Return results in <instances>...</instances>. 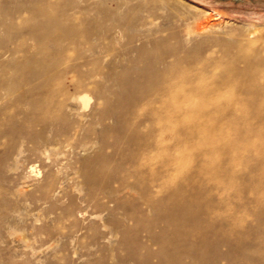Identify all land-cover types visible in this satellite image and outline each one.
Returning <instances> with one entry per match:
<instances>
[{"label": "rangeland", "instance_id": "rangeland-1", "mask_svg": "<svg viewBox=\"0 0 264 264\" xmlns=\"http://www.w3.org/2000/svg\"><path fill=\"white\" fill-rule=\"evenodd\" d=\"M263 86L264 0H0V264H264Z\"/></svg>", "mask_w": 264, "mask_h": 264}, {"label": "bare ground", "instance_id": "bare-ground-1", "mask_svg": "<svg viewBox=\"0 0 264 264\" xmlns=\"http://www.w3.org/2000/svg\"><path fill=\"white\" fill-rule=\"evenodd\" d=\"M118 19H119V18H118ZM199 22H200V21H199ZM210 23H211V22H210ZM200 24H201V23H200ZM195 27H196V26H195ZM206 27H207L206 25L202 26V28H206ZM208 27H209V25H208ZM191 29H193V28H191ZM194 29H195V28H194ZM198 30H199V29H198ZM88 32L90 33L91 31L89 30ZM151 63H152V62H148V64H149L150 66H151ZM252 67H253V66H252ZM252 67H251V68H252ZM168 70H169V71H168ZM249 70L251 71V69H248V71H249ZM253 70H254V69H253ZM253 70H252L251 72H254V71H255V70H254V71H253ZM256 71H257V70H256ZM172 72H173V70H171V69H167L166 71H155V72H154V75H155V76H156V75H157V76H160V75H167V74H168V76H170V74H172ZM229 72H230V71H229ZM244 72H245V71H244ZM230 73H231V72H230ZM236 73H237V72H236ZM236 73H235V74H236ZM238 73H240V72H238ZM249 73H250V72H249ZM231 74H233V73H231ZM237 75H238V74H237ZM245 75H246V74H245ZM252 75H253V74H252ZM252 75L250 74L251 77H252ZM155 76H154V77H155ZM168 76H167V78H168ZM235 76H236V75H235ZM248 76H249V75H248ZM255 76H256V75H255ZM253 77H254V75H253ZM243 78H244V77H243ZM253 79H255V78H253ZM167 80L169 81V79H167ZM230 80H232V79H230ZM230 80H229V81H230ZM234 80H235V79H234ZM242 80H244V79H242ZM255 80H256V79H255ZM168 81H167V82H168ZM244 81H245V80H244ZM247 81H248V80H247ZM182 82H183V81H182ZM235 82H237V81H235ZM242 82H243V81H242ZM250 82H252V79H251ZM255 82H256V81H255ZM151 84H152L151 87H156V86H157V84H155V83H151ZM153 84H155V85H153ZM173 84H174V83H173ZM243 84H244V83H243ZM243 84H242V85H243ZM171 85H172V84H171ZM171 85L167 84V87H166V88L169 89V87H170ZM231 85H232V84H231ZM239 85H240V84H239ZM199 86H200V85H199ZM206 86H207V85H206ZM228 86H229V85H228ZM244 86H245V85H244ZM244 86H241V87L244 88ZM252 86H254V85H252ZM171 87H172V86H171ZM203 87H204V86H203ZM230 87H231V86H230ZM246 87H247V86H246ZM263 87H264V86H263ZM174 88H175V87H174ZM210 88H212V87H209V89H210ZM239 88H240V87H239ZM248 88L250 89L251 87H248ZM253 88H254V87H253ZM253 88H252V89H253ZM255 88H256V87H255ZM205 89H206V87H205ZM205 89H204V91H206ZM258 89H259V88H257L256 90H258ZM176 90H177V89H176ZM180 90L182 91V89H180ZM207 90H208V89H207ZM217 90H218L217 88H214V89H211V92H215V91H217ZM246 90H247V89H246ZM254 90H255V89H254ZM259 90H260V89H259ZM178 91H179V90H178ZM209 91H210V90H209ZM250 91H251V90H250ZM250 91H249V92H250ZM206 92H207V91H206ZM256 92H257V91H256ZM81 99L83 100L84 104H87L88 101H89V97H88L87 95H82V96H81ZM222 113H223V112H222ZM225 114H226V113H225ZM226 118H227V116H226ZM224 119H225V118H224ZM217 120H218V119H217ZM224 143H227V142H224ZM201 146H202V145H201ZM222 149H224V148H222ZM225 149H226V148H225ZM223 152H224V151H223Z\"/></svg>", "mask_w": 264, "mask_h": 264}]
</instances>
